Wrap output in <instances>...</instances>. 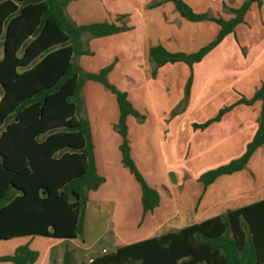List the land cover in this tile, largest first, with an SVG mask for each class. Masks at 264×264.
I'll return each mask as SVG.
<instances>
[{
	"label": "trees",
	"instance_id": "1",
	"mask_svg": "<svg viewBox=\"0 0 264 264\" xmlns=\"http://www.w3.org/2000/svg\"><path fill=\"white\" fill-rule=\"evenodd\" d=\"M71 0H0V240L43 236L72 240L82 236L88 192L105 182L98 174L94 144L86 116L82 87L99 82L116 98L119 109L114 129L122 138L121 162L141 190L142 214L160 203L158 191L150 186L130 155L126 117L143 121L128 98L107 79L114 62L97 72L84 70L76 61L91 55L82 36L103 37L124 31L114 22L77 24L66 13ZM188 21L210 20L219 25L216 37L190 53L172 52L161 44L149 48L154 63L151 75L166 63L183 62L192 67L243 22L252 2L227 8L230 19L197 13L184 0H170ZM192 74L183 91L181 107L187 104ZM261 101L258 126L239 157L199 175L204 187L219 176L244 169L254 150L264 147V82L246 99L224 106L194 129H205L236 104ZM177 113L176 110L172 114ZM38 251L19 245L0 262L33 264ZM65 249L61 264H72ZM53 264H57L53 262ZM84 264H264V199L227 210L176 231L118 246Z\"/></svg>",
	"mask_w": 264,
	"mask_h": 264
},
{
	"label": "crops",
	"instance_id": "2",
	"mask_svg": "<svg viewBox=\"0 0 264 264\" xmlns=\"http://www.w3.org/2000/svg\"><path fill=\"white\" fill-rule=\"evenodd\" d=\"M120 1V8L116 9L114 7L109 9L100 8L98 0L94 2L91 0V3L88 0H71L66 6V13L77 24L106 21L114 22L127 28L116 34L103 37L87 38L86 34H84L82 39L85 48L89 49L92 54L79 56L78 62L81 61V64H79L82 68H85L82 62H87L88 57L95 58L97 51L100 50L101 55L106 60L104 64H100L99 69L114 62V66L108 73L107 79L117 74L119 80L124 85L123 89L120 90L126 91L132 105L134 107L137 106L138 111L144 114L145 118L141 122L132 115L126 117L128 126L127 137L130 145V155L137 169L145 181L154 187L160 195L159 205L153 211L146 212L143 215L141 224L145 218L149 216V218H152L154 214L159 219L157 226H150L147 234L138 239H129V236L132 235L129 228L121 230L119 233L116 231L117 229H113L112 222L102 221L103 216H108L109 210H112V218H115L116 212L121 214L124 207L123 203L126 200L132 204L134 201L135 206H130L131 208L127 206L126 208L130 209V211L132 210L135 216L139 215L140 212L142 213L140 203L141 190L138 182L136 181L138 185L133 182L132 174L129 173L128 169L121 162L119 145L122 142V138L113 127L119 117V109L115 96L107 89L104 88L105 90H102L98 85L92 84L93 87L99 90L101 96L113 110V115L110 118L106 117L105 114L94 115L93 127L84 96V88L88 82L86 81L82 87V96L85 101V116L90 124L96 169L98 174L105 178V182L97 190L88 192V200L83 218L84 232L85 229L88 232V230L96 226L95 220L97 218L100 220L97 223V228L100 231L89 244L87 239H82V236L72 239L76 243L78 239L81 238L82 240V244L74 243V247H71L70 250L71 252L73 250V258L78 251L86 252V254L90 255L93 243L104 232L109 230H112L114 233L112 239L115 250L118 246L162 234H157V229L164 230L163 233H165L168 232L171 226H174L178 230L217 215H224L227 210L236 209L264 199L263 146H259L254 150L244 169L229 175L219 176L204 189H201L196 184L198 183L197 178L203 173V169H200L202 172L199 170L196 173L190 170L193 163L198 165L197 168H201L200 162L202 160L217 159L222 155L221 153L226 148L213 149V155L210 156V145L211 147L213 144L215 145V138L218 132L223 131L225 127L233 129L239 137L236 143L230 144L229 149L235 150L236 158L243 154L247 143L252 139L257 129L261 101L257 100L251 105L236 104L230 111L224 113L219 121L213 122L201 130L204 133L207 131V134H203L205 136L200 138L198 131L200 129H194L192 123H203L210 117L203 116V118H197L190 116L191 108L199 100L193 98L196 86L195 76L192 78L186 108L181 113L172 114L183 99V91L186 84L173 82V75L179 71V73L183 74L184 79L186 76L188 79V71L191 67L183 62L166 63L157 68L154 77L151 75L154 63L148 58L150 47L161 44L166 49L176 52L178 49L174 48H177V46L181 47L182 44H190L191 47L192 45L198 46V42H204L205 34L207 36L214 34L215 36L213 35L214 37H212L214 39L220 29L219 25L210 20L188 21L182 18L170 0ZM184 1L197 13L207 14L210 9L219 10L221 15L218 14L217 16L214 13H208L207 15L222 17L227 20L234 16L227 8H237L245 0ZM211 23H215L217 26L215 27ZM86 40H89L90 43H86ZM210 40L211 38L208 39V41ZM97 42H102L103 45L96 49L93 44ZM224 42L233 49L231 60L237 66L236 74L242 75L246 73L244 70L248 66L257 67L251 76L242 78V83L248 79L242 84V87L245 85V87L249 88V93L242 95L243 98L248 99L264 82V61L260 62L261 68L258 67V60L264 50V0H262L261 6L256 2H252L244 14L243 22L237 24L233 32L227 34L217 46H221ZM202 46L200 45V47ZM196 50L188 51V53ZM205 56L202 60H204ZM237 62H240V65H237ZM259 75L261 76L260 78L258 77ZM181 82H184V80ZM113 84L118 88L117 83ZM223 84H218L215 91H218V93L222 89L225 91ZM209 85L208 83V87L201 88L198 96L201 94V91L212 87ZM128 90H133V94H130ZM226 90L230 91V88ZM242 97L232 96L231 101L222 103V106L235 103ZM202 101V106L211 104L209 96ZM229 116L233 117L232 121L226 123ZM135 120H137L136 128L139 135L137 138L132 136L129 125L130 121ZM107 123L110 125L107 126ZM103 128L106 131H102ZM215 129H217V132H214ZM196 136H199L200 140L199 138L196 139ZM194 158H196L195 162ZM207 169L209 168L206 167L205 170ZM161 190L167 195V202L165 203H163ZM225 192H228V195H225ZM184 193L191 196V211L202 207L201 213L196 216L197 219L193 223L190 222L185 225L179 222V220L185 218L183 214L186 213ZM125 222L130 226L131 221L126 220ZM138 222L136 226L140 227L141 224L138 226ZM60 241L55 239L46 243L42 256L39 253L37 260L33 264H51L52 261L61 264L65 250L60 251L56 256H49L52 248L57 243L59 244ZM103 252L107 253L105 248H102L99 253ZM99 255L101 254H96V256ZM92 259L93 256L90 255L88 262ZM0 264L12 263L0 262Z\"/></svg>",
	"mask_w": 264,
	"mask_h": 264
},
{
	"label": "rangeland",
	"instance_id": "3",
	"mask_svg": "<svg viewBox=\"0 0 264 264\" xmlns=\"http://www.w3.org/2000/svg\"><path fill=\"white\" fill-rule=\"evenodd\" d=\"M94 1L95 0H93V2ZM88 2L91 3V0H88ZM98 2H99L100 8L104 7V8L110 9V8L115 7L117 9V8L121 7V1L120 0H98ZM208 13H214L218 16V14H220L221 12L219 10L210 9L208 11ZM211 24L214 25L215 27L217 26L215 23H211ZM213 35L214 34H211V36L210 35L207 36V34H205V36H204L205 39H203L204 42L203 43L198 42V46L192 45V47H191L190 44H182L181 47L177 46V48L175 47L174 49H178L177 51H180V52L184 51V53H188V51L196 50L198 47H200V45L202 46V45L208 44L210 41L213 40L212 37L215 36V35L214 36ZM85 36H87V38H91L88 34H86ZM210 38H211V40L208 41V39H210ZM86 43L89 44L90 43L89 40H86ZM102 45H103L102 42H97V43L93 44L94 48L96 47V49ZM232 51H233V49L230 48L229 45H226V42H224L221 46L214 47L213 50L210 51L205 56L204 60H202L200 63H196V64L194 63L193 64L194 67L193 68L191 67V69L188 71V76L190 74H192V78H194V76H195L196 86L194 89L195 92L193 93V98L194 99L197 98L200 100V101L198 100L196 102L195 106H193L191 108L190 116L197 117V118H203V116L212 117L218 112L220 107H223L222 103H226V102L228 103L229 101H231L232 96L233 97L234 96L242 97V95L249 93L248 92L249 88L245 87V85H244V87H242V84H244L248 79H246V81L242 83V80H243L242 78H248L249 76H251V74L254 72V70H256L257 67L256 66H253V67L248 66V68L246 70H244V72H246V73H244L242 75L236 74L237 73V71H236L237 66H235V64H233V61L231 60ZM105 60L106 59L103 58L100 50H98L97 56L95 58L94 57L93 58L88 57L86 60L87 62H82V64L85 67L83 69L86 71H89V72H97L99 67H100V64H104ZM76 61L78 62V57L76 58ZM263 61H264V50L262 51L260 58L258 60V62H259L258 67L261 68L260 62H263ZM80 62H78V63H80ZM237 65H240V62H237ZM232 73H234V74H232ZM173 77H174L173 82H175V83H183V85L186 83L187 76L184 79L183 74L179 73V71L176 72L173 75ZM258 77L260 78L261 76L259 75ZM183 80H184V82H181ZM108 81L112 84L117 83V86L119 89H123V87H124L122 82L119 80V76L117 74H115V76L112 75V76L108 77ZM208 83L210 84L209 86H212V87L206 89L205 91H201V94L198 96L200 89L201 88L203 89V87H205V88L208 87ZM220 83H222V84L224 83L223 87H224L225 91L222 89V91L220 93H218V91H215V88ZM92 84L98 85L100 88H102V90H105V89L100 83L95 82V81H88L85 85V88H84V96L86 99L88 114L90 116L91 124L94 127V122H93V116L94 115L105 114L106 117L108 116V118H110L113 115V110L109 107L106 100L101 96L99 90H97L95 87H93ZM229 88H230V91H227L226 89L229 90ZM128 91L130 94H133V90H128ZM0 93H1V91H0ZM208 96H209V99L211 100V104L208 106H202L201 105V104H203L202 100ZM186 105L184 108H182L181 102H180V104L176 108V112L181 113L186 108ZM136 107H134V108H136ZM136 109L138 110V107ZM81 115L85 116L84 110L81 111ZM232 118H233L232 116H229L227 118L226 123L231 122ZM134 119H131V120H134ZM226 123H224V125H226ZM136 124H137V120L130 121V123H129L130 129L132 132V136L134 138H137L139 136L137 134L138 129L136 128ZM109 125L110 124L107 123V126H109ZM102 131H106V129L103 128ZM198 131H199L200 138H202L203 136H205L207 134V131H205V133L202 132L201 130H198ZM214 132H217V129H215ZM203 134H205V135H203ZM199 136H196V139L199 138ZM218 136H220V137H218ZM200 138H199V140H200ZM215 139H216L215 145L213 144L212 147L210 145V156L213 155V151H214L213 149H218V148H226V149H224V152L221 153L222 155L219 156L217 159L210 158L208 161H206V159L202 160L200 162L201 168H199V167L197 168L198 165L193 163V166L190 169L193 173H196V171H199L200 169H203L202 171L205 172V171L209 170L211 167L215 168V166L217 167L219 165L225 164V163L229 162L230 160L236 158L235 157L236 156L235 150L229 149L230 144L236 143L239 140L238 135L235 134L233 129L225 127L223 131L221 130L218 132ZM195 159L196 158H194V162H195ZM206 167H208L209 169L205 170ZM132 180H133V182H135L137 184L136 180L133 177H132ZM196 184L201 189L205 188L203 186V184L200 182H198ZM211 188H213V187H211ZM161 193H162L163 200H164L163 203L167 202V198H166L167 195H165L163 193V190H161ZM224 194L228 195V192H225ZM190 197L191 196L184 193L186 213L183 214V217H185V218L183 220H179V222H181L183 225H185L186 223H190V222L193 223V221H195V219H197L196 216L199 215L201 213L200 211L202 210V207H198V209L191 211L192 205H190V203H191ZM123 206H124L123 212L121 211V214H118L119 212H116L115 218H112V215H111L112 210H109V212H108L109 214L107 216L108 218L103 216L102 221L112 222L113 223V229L114 230L117 229L116 230L117 232H119L121 230H126L129 228L132 232V235L129 236V239H138L139 237H143L149 231L148 229L150 228V226H157V222L159 219L157 215L154 214L152 216V218H149L150 216L148 218H145L141 224V221L144 217L143 214L140 212L139 215L135 216V214H134V212H132V210L130 211V209L126 208L127 206L129 208H131L132 206H135L134 201L132 204L131 202L126 200V202L123 203ZM97 220H95L96 226H94L90 230H88V232H90V233L86 232V229L84 232V225L82 223V226H83L82 239H87L88 244H89V242L92 241L93 237L95 238L97 236V233L100 231V229L97 228V223H99L100 220H99V218H97ZM126 220L131 221L130 226L125 222ZM137 222H138V226L141 224L140 227L136 226ZM164 229H166V228H164ZM176 230H177L176 227L171 226L168 231H176ZM163 232H164V230H161V229L160 230L157 229V231H156L157 234L163 233ZM113 235H114V233L112 230L104 232L103 235L101 237H99L93 243V245L91 247L92 252L90 255H92L94 258L96 256V254H105L104 252L99 253V252H101L102 248H105L107 253L112 252L114 250V247H115L113 244V239H112ZM53 240H55V239L43 237V236H38V235L16 237V238L8 239V240H0V255L12 253V251L19 245H28L31 249L38 251V253H40L42 256L43 251H44V246L46 245V243L51 242ZM59 240H61L60 243L59 244L57 243L52 248V251L50 252L49 256H54V255L56 256L60 253V251L62 252L65 249L70 250L71 247H74V243L75 244H82L81 238L78 239L77 243L72 241V240H68V239L67 240L59 239ZM72 253H73V250H72ZM90 255L86 254V252L84 253L82 251H78L75 253V257L73 258L72 264L88 263V259H89ZM51 264H53V261Z\"/></svg>",
	"mask_w": 264,
	"mask_h": 264
},
{
	"label": "built area",
	"instance_id": "4",
	"mask_svg": "<svg viewBox=\"0 0 264 264\" xmlns=\"http://www.w3.org/2000/svg\"><path fill=\"white\" fill-rule=\"evenodd\" d=\"M103 251H105V250H103Z\"/></svg>",
	"mask_w": 264,
	"mask_h": 264
}]
</instances>
